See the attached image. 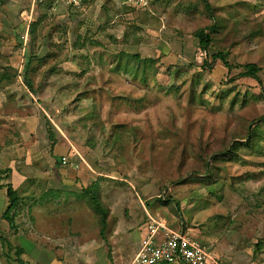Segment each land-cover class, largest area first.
Here are the masks:
<instances>
[{"label": "rangeland", "instance_id": "1", "mask_svg": "<svg viewBox=\"0 0 264 264\" xmlns=\"http://www.w3.org/2000/svg\"><path fill=\"white\" fill-rule=\"evenodd\" d=\"M25 2L0 0V185L25 177L13 180L16 227L34 234L41 176L61 167L74 191L96 181L114 215L102 230L88 198L71 192L54 202L52 227L85 230L110 261L129 264L114 224L145 216L142 204L207 251L215 237L229 256H264V0H90L39 7L28 22ZM246 63L256 77L241 75ZM69 148L84 162L55 167ZM13 256L4 243L1 264Z\"/></svg>", "mask_w": 264, "mask_h": 264}, {"label": "crops", "instance_id": "2", "mask_svg": "<svg viewBox=\"0 0 264 264\" xmlns=\"http://www.w3.org/2000/svg\"><path fill=\"white\" fill-rule=\"evenodd\" d=\"M52 7L55 8L54 6ZM62 156L69 157L71 165L74 164L73 159H76L77 161H79L80 159V161L82 160L84 162V159L82 157L78 158V154L72 152L70 148L69 151ZM62 156L55 157V167L60 165L62 167L71 166H64L60 163V159ZM57 160H59V163L57 162ZM58 168V170L60 171L59 173L55 172L47 174L45 176H41L43 177L41 178V180L45 181V183L43 182L44 185L41 183L43 185V189L40 190V193L36 197V203L39 204V206L37 207L39 210L37 209V211L39 213H42L44 216L34 214L36 231L31 236L25 234L24 232H22V230L16 227L14 214H10L13 215L12 224H10V222L2 217V213L8 205V199L5 191L6 186L10 184L13 189L17 190L18 195L20 196L18 188H16L13 183V180L18 179H14L12 175L10 181L7 184L3 186L0 185V248L3 247L4 243L11 245L16 253V256H13L14 258L12 260H14L16 264H119L118 260L110 261L107 258L106 252L104 251L106 247L103 241L97 242L96 240H89V237L88 239H85L87 237L85 230H83L85 232L81 231L82 234L80 232L75 234L73 233L72 229L70 230L72 226H69L67 223L60 229L62 231L57 232L52 227L50 216L54 214L53 211L56 209V204L54 202L57 203L61 195H66L67 193L72 192V194L77 195L83 194V189L74 191L72 190V188H68V186H70L72 182L70 180H67L65 175L61 172L62 168ZM24 179L25 177L19 179L18 183H22ZM87 187L88 186H86L85 188ZM162 199L164 201V197ZM60 208H58V210ZM142 208L145 216L140 215V218L137 219L138 216L132 214V212H135V210L132 212L130 211L131 213H129L128 217H124L122 215L118 216V221L114 224L113 235L116 236V234H121L124 240L126 239V241L129 242V254H132L129 264H131V261L140 246V239L142 235L141 233L145 227L146 222L148 221L149 215L163 220L165 224L173 230L183 231L185 233L187 232V230L180 227L178 223H169L162 216L150 214L143 204ZM43 209H45L46 212L42 211ZM46 213H48L49 215L48 218ZM113 215L114 214L112 211L109 212V215H107L104 227L105 231L108 228V224L110 222L109 219ZM132 216H135V220L127 223V220L131 219ZM44 219H46V221H44ZM193 231L194 230L191 229V234L195 233ZM80 234L82 235V241L75 242V238L77 239ZM210 241L212 246L209 252H213V254L217 255V257H219L221 260L229 261L232 264H264V256H229L232 255V250L226 249L227 251L224 252L223 248H221L219 240L217 239L216 241L215 237L212 240L210 239ZM76 244L77 246H75ZM27 247L32 248L35 256H30L28 254V251L26 250ZM31 251L29 253H31ZM223 253H226V256H219ZM119 254L121 255V252H119ZM119 257L123 259V256ZM5 258L11 259V256H6ZM5 264L11 263L6 261Z\"/></svg>", "mask_w": 264, "mask_h": 264}, {"label": "built area", "instance_id": "3", "mask_svg": "<svg viewBox=\"0 0 264 264\" xmlns=\"http://www.w3.org/2000/svg\"><path fill=\"white\" fill-rule=\"evenodd\" d=\"M89 1L26 0L22 18L26 22L30 21L39 7L48 4L50 6L62 5L76 10H83ZM150 1L124 0V3L134 8H146L149 6ZM202 54L204 55L205 51ZM60 163L64 166L71 165L67 156H62ZM141 234L140 246L131 264H232L207 251L198 240L188 236L185 232L173 230L163 220L150 215Z\"/></svg>", "mask_w": 264, "mask_h": 264}, {"label": "trees", "instance_id": "4", "mask_svg": "<svg viewBox=\"0 0 264 264\" xmlns=\"http://www.w3.org/2000/svg\"><path fill=\"white\" fill-rule=\"evenodd\" d=\"M203 1L205 2V5L207 6L206 0H203ZM47 6L49 7L50 5H47ZM195 35L198 38L199 44L201 45L203 51H205V54H206L207 48L210 44L209 35L207 33H204L202 30L196 32ZM212 56L213 58H219L225 66L228 65L222 53L217 52V53H214ZM128 57L133 58L137 61L140 59L138 54H128ZM243 68H244V71L241 73L242 76L256 77L259 71V68L253 63H246L243 65ZM24 81L27 87L31 88L29 80L25 78ZM263 121H264V116L262 117V122ZM252 136H255L254 132L253 133L251 132L250 135L247 136V139L244 141L243 144L235 143L232 150L234 151L235 149H238V146H245V147L250 146L253 141ZM57 162L59 163V160H57ZM5 191H6V196L8 199V205L6 209L4 210V212L2 213V217L5 218L8 222H10V224H12L13 215H10V214L11 213L14 214V211H16V209L18 208L19 203L21 202L20 196L18 195L17 190L13 189L10 184L6 186ZM83 195H85L88 198L90 207L99 215V223L103 230L105 227V222H106V217L108 215V212L100 201L99 194H98V183H96V181L92 182L87 188L83 189Z\"/></svg>", "mask_w": 264, "mask_h": 264}]
</instances>
